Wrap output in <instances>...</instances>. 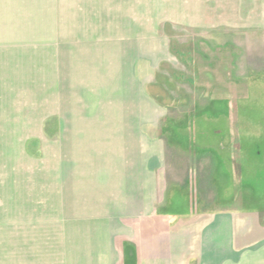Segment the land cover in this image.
Returning <instances> with one entry per match:
<instances>
[{"label": "rangeland", "instance_id": "374dc122", "mask_svg": "<svg viewBox=\"0 0 264 264\" xmlns=\"http://www.w3.org/2000/svg\"><path fill=\"white\" fill-rule=\"evenodd\" d=\"M259 1L0 0V264H144L150 237V264H201L163 240L214 210L256 212L204 264H264V72L226 47ZM202 99L246 133L198 134ZM166 138L222 161L220 190L163 179Z\"/></svg>", "mask_w": 264, "mask_h": 264}, {"label": "crops", "instance_id": "0c3cea01", "mask_svg": "<svg viewBox=\"0 0 264 264\" xmlns=\"http://www.w3.org/2000/svg\"><path fill=\"white\" fill-rule=\"evenodd\" d=\"M23 4V3H22ZM236 4V3H235ZM242 7V4L240 5V8ZM233 9L231 10H236L240 9L238 6L234 5L232 7ZM245 8V7H244ZM251 8V7H250ZM249 8V9H250ZM257 14L253 15L250 13L252 12V9L249 11L250 13L247 14L246 11L244 13V23L238 25V24H233L235 28L238 29L239 32L234 34V37L229 39V42L227 44L228 51L231 52V50H234V55H236L235 58V67L233 70L240 71H262L264 72V0L259 1V8H257ZM245 10V9H241ZM208 18V17H206ZM210 18V16H209ZM208 19L207 21H209ZM222 22H219L217 25H213L211 23H205L203 27L207 29V31L212 30V32L216 29H219L222 26H227L229 23H225L224 19H221ZM199 27L201 25H198ZM210 29V30H209ZM206 31V30H204ZM236 75V74H235ZM246 76L245 72H242V74L238 77H244ZM238 77H235L238 79ZM210 83V82H209ZM203 104L202 108L196 109L198 114L201 117L205 118L206 121L202 122V125L199 124L198 126V121L195 123V126L200 128L198 131V134H228L230 132L232 133H237L238 135H242V133H246L247 130H245V123L243 120L239 121V125L244 126V128H239V125L234 127V132L231 131V127H224V129H218L220 125V119L223 118L224 123L226 124V119H228L227 122H229L230 117L228 116V113L226 112L225 114L220 111L215 109L213 111V108L210 107H204L205 106V101L212 103L211 99L205 100L202 99ZM204 108V109H203ZM202 109V110H201ZM202 111V112H201ZM185 114V111H182L180 116H183ZM167 113L164 114L166 116ZM231 123V121H230ZM229 123V124H230ZM210 125V126H205V125ZM226 126H228L226 124ZM216 127V128H215ZM221 127V125H220ZM205 139L201 137V140L199 144H197L198 148H205V151L207 150L209 153H212L215 149V145L213 144H208L205 143ZM201 143V144H200ZM163 146V155H166V152L169 154V150L172 151L173 153L171 157H166L164 159L163 157V179L167 177V180L173 183H178L181 184V186L188 187L189 184V177L191 176V172L196 170L197 172V188L198 189H204L207 187L206 191H217L220 190L218 186H215L216 181V175H217V165L220 163L222 164V161L217 160L216 156H199V155H190L185 150L181 148H175L172 145L169 146V141H167V138L164 143H161ZM187 146V145H186ZM181 149V150H180ZM245 151V150H244ZM165 164V165H164ZM151 169V168H150ZM153 175V180L158 182V172L154 173ZM151 176V175H150ZM179 176V177H178ZM211 195V193H210ZM213 196V195H211ZM217 196V195H216ZM190 211V210H189ZM264 211V210H262ZM256 212L255 210L248 211V212H239V211H233V212H218V210L208 211L204 212L207 216L201 217L200 220H202V223H198V225L193 226H185V224H181L180 229H183L182 232L184 236L186 237H179L177 236V231H174L172 228L170 236L167 238L165 241V248L171 249L173 251L174 247L177 249L178 243L177 241H180V247H184L185 251L187 253V259L189 256H194V261H197V263L204 264L206 263H219V256L221 254L222 246H224V249L229 248H236V228L232 226V219L229 218H234L233 214L234 213H239V214H245L246 213L250 214ZM223 214V216L221 215ZM228 214H231L229 216ZM220 216L224 217V219H228V221L224 220V223L221 222ZM218 218V219H217ZM230 220V221H229ZM229 222V223H225ZM194 228L193 232L190 233L189 236L188 232L191 231ZM150 236V235H149ZM173 237V239L171 238ZM140 239L139 242H136L135 248H136V255L135 258L140 259V262H144L146 264L147 262L150 264L152 259H157V244L156 241H153V239L150 237L148 239V243H146L145 240L142 241L141 243ZM231 249V250H232ZM168 253V252H167ZM209 255V256H207ZM183 257V256H182ZM185 257V256H184ZM146 262V263H145Z\"/></svg>", "mask_w": 264, "mask_h": 264}]
</instances>
